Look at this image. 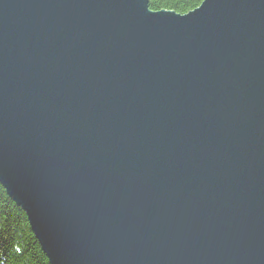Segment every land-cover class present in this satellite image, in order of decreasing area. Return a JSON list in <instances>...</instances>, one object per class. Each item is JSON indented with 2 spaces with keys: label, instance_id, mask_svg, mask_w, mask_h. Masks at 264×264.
Returning a JSON list of instances; mask_svg holds the SVG:
<instances>
[{
  "label": "water",
  "instance_id": "obj_1",
  "mask_svg": "<svg viewBox=\"0 0 264 264\" xmlns=\"http://www.w3.org/2000/svg\"><path fill=\"white\" fill-rule=\"evenodd\" d=\"M0 184L50 264H264V0H0Z\"/></svg>",
  "mask_w": 264,
  "mask_h": 264
},
{
  "label": "trees",
  "instance_id": "obj_2",
  "mask_svg": "<svg viewBox=\"0 0 264 264\" xmlns=\"http://www.w3.org/2000/svg\"><path fill=\"white\" fill-rule=\"evenodd\" d=\"M204 0H149L152 11L187 14ZM0 264H50L36 240L26 214L0 184Z\"/></svg>",
  "mask_w": 264,
  "mask_h": 264
}]
</instances>
